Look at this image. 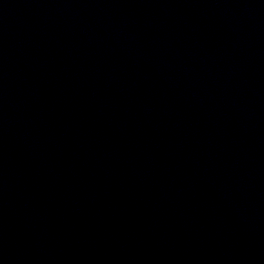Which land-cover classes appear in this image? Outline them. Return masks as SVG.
Listing matches in <instances>:
<instances>
[{"label": "water", "instance_id": "95a60500", "mask_svg": "<svg viewBox=\"0 0 264 264\" xmlns=\"http://www.w3.org/2000/svg\"><path fill=\"white\" fill-rule=\"evenodd\" d=\"M0 264H264V0H0Z\"/></svg>", "mask_w": 264, "mask_h": 264}]
</instances>
